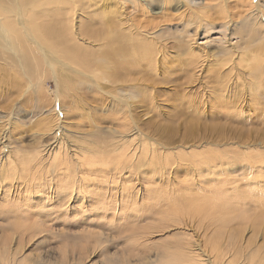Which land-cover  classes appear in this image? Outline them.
Wrapping results in <instances>:
<instances>
[{
    "label": "rangeland",
    "instance_id": "1",
    "mask_svg": "<svg viewBox=\"0 0 264 264\" xmlns=\"http://www.w3.org/2000/svg\"><path fill=\"white\" fill-rule=\"evenodd\" d=\"M120 1L129 3L125 11L116 0H25L21 19L16 0H0L2 264L10 255L19 264H53L70 258L69 249L81 264L121 254L156 264L192 232L168 218L158 223L172 195L193 190L211 203L264 207V93L249 91L244 69L258 46L264 54V36L253 40L251 32L264 30V19L230 28L216 19L193 41L184 0ZM218 9L201 4L199 12L214 19ZM121 18L158 26L134 33ZM117 97L132 102L127 113ZM55 135L66 148L47 152ZM123 152L141 157L133 171Z\"/></svg>",
    "mask_w": 264,
    "mask_h": 264
},
{
    "label": "bare ground",
    "instance_id": "2",
    "mask_svg": "<svg viewBox=\"0 0 264 264\" xmlns=\"http://www.w3.org/2000/svg\"><path fill=\"white\" fill-rule=\"evenodd\" d=\"M117 4L119 5V7L123 8V11H125L128 7H129V3L126 1H120V0H116ZM260 1H264V0H232L233 3V7H230V3L231 0H184V5H185V9L186 12L189 13L190 15H192V17L190 16V18L188 19V26L190 25H194L193 27V31H191L190 38L194 41L199 33V31L201 29H206L207 27L211 26L212 23L214 22V20L216 19H220L223 20L224 22L221 24L222 26H224L225 28H230L232 26V24L236 23V22H242V23H247L249 21H256L257 25H260V22L264 19L263 15H264V4H261ZM25 3V0H16V9H17V14L18 17L22 19V7ZM206 6V4H210L213 5L215 7H217L218 11L220 10L219 14H217L215 16L214 19L205 16L204 14H202L201 12H199V8L200 6ZM219 6V7H218ZM243 7V9H240V7ZM125 13V12H123ZM127 13V12H126ZM128 14V13H127ZM130 17V14L128 15ZM236 18H238L239 20L236 21ZM123 18L120 19L119 23H126L127 24V28L130 32H136V31H141V32H146L148 33L149 31H151V34H154V28L155 26L158 25H154L152 27L143 25L141 26L140 23H133V22H129V20H125L124 22H122ZM132 20V18H131ZM145 26V27H144ZM165 27V26H163ZM74 34L80 36V38L84 37V35L82 34L81 29L78 28H74L72 31ZM252 33H254V35L252 36L253 40H256L258 38H262L264 35H261V32H264V30H252ZM196 41V40H195ZM257 50L259 49V52L256 53L254 55L255 57V61L256 63L250 61L249 59V55L246 57L245 60H249V63L247 65H244V69L247 71V73L251 74V79L249 80L251 83L250 85H248L249 91L250 92H255L257 94L260 93H264V67L261 68V64L264 65V62L259 61L258 60L264 56V54H261L263 48L258 46L256 48ZM258 58V60H257ZM194 59V58H193ZM199 61V60H198ZM194 62V61H193ZM227 62V61H225ZM196 63V62H195ZM199 63V62H198ZM261 63V64H259ZM225 64V63H224ZM232 64V63H231ZM233 65V64H232ZM235 65V64H234ZM230 70V69H229ZM249 78V76H248ZM245 81V80H244ZM246 84V83H245ZM228 89V88H227ZM252 89H254L252 91ZM244 92V91H243ZM247 94V93H246ZM169 97V96H168ZM127 97H117V102L120 104V106L122 107V111H126L125 109H127L128 107H130V103H128ZM231 98V97H230ZM175 99V98H174ZM129 100V99H128ZM130 101V100H129ZM255 101V100H254ZM239 103V102H238ZM193 104V103H191ZM242 104V103H241ZM254 104V103H253ZM250 105V104H249ZM255 107V106H254ZM131 109V108H130ZM240 109V108H239ZM181 110V109H180ZM253 111V110H252ZM119 112V111H117ZM123 112V113H124ZM131 112V111H130ZM127 113V111H126ZM234 113V112H233ZM255 113V112H254ZM125 114V113H124ZM132 114V112H131ZM130 117V115H129ZM132 117V115H131ZM123 120V119H121ZM133 120V124H134V119ZM261 120V119H260ZM262 122V121H261ZM125 124V123H124ZM132 124V123H131ZM114 144V143H113ZM114 146V145H113ZM117 146V150L120 149V147L122 148V144H116ZM116 146H114L116 148ZM55 148L57 149H61V148H66L64 141H62L61 137L59 135H55L53 136V140L52 142H50L48 144V148H47V152L49 151H53ZM114 148V150H115ZM124 150V149H123ZM153 150V149H152ZM85 151V150H84ZM120 151V150H119ZM122 151V150H121ZM120 151V153H121ZM140 151V150H139ZM91 152V150H90ZM152 151H150L151 153ZM154 152V151H153ZM93 153V152H91ZM95 154V153H94ZM118 154V153H117ZM116 153H114L115 157L118 156ZM228 155V154H227ZM264 156V155H263ZM122 160L124 162H126V166L127 164H129L130 166H134L135 162L138 161L141 157H139V155L135 156H130L128 155L126 152L122 153ZM198 157V155H197ZM8 158V156H7ZM109 158V157H108ZM112 158V157H110ZM117 158V157H116ZM152 158V157H151ZM24 160V159H23ZM85 160V157H84ZM83 160V161H84ZM115 160V159H114ZM117 160V159H116ZM115 160V161H116ZM25 161V160H24ZM109 161V159L107 160ZM105 161V162H107ZM259 161V160H258ZM22 162V161H21ZM39 162V161H38ZM40 163V162H39ZM117 163V162H116ZM115 163V164H116ZM139 163V162H138ZM137 163V164H138ZM150 163V162H149ZM232 163V162H231ZM22 164V163H21ZM27 165V163H25ZM102 164V163H101ZM204 164V163H203ZM16 165V164H15ZM110 165V164H108ZM118 165V164H117ZM141 165V163H140ZM139 165V166H140ZM145 165V164H144ZM248 165V164H247ZM78 166V165H77ZM116 166V165H115ZM120 166V165H119ZM119 166H116L119 167ZM262 164L259 165V167L257 168V166L255 168L256 171L258 170L259 172L261 171ZM75 167V166H74ZM142 167V166H141ZM139 167V169L141 168ZM251 167V166H250ZM254 167V166H253ZM252 167V168H253ZM19 168V167H18ZM85 168V167H84ZM98 168V167H97ZM108 168V167H107ZM122 170L124 169L123 167H121ZM129 168V166H128ZM138 169V166L136 167ZM135 168V169H136ZM1 169V168H0ZM20 169V168H19ZM75 169V168H74ZM81 169V168H80ZM94 169V168H93ZM100 169V168H99ZM102 169V168H101ZM109 169V168H108ZM107 169V170H108ZM131 168V171H133ZM136 169V171H137ZM152 169V168H150ZM254 169V168H253ZM23 170V169H22ZM104 170V169H103ZM117 170V169H116ZM120 170V169H119ZM118 170V171H119ZM115 171V170H114ZM19 172V171H18ZM21 172V170H20ZM104 172V171H103ZM122 172V171H120ZM142 172V171H141ZM162 172V171H161ZM16 173V172H15ZM56 173V172H55ZM119 173V172H118ZM130 173V171H129ZM137 172H135L136 174ZM156 173V172H155ZM166 173V172H164ZM221 173V172H220ZM18 174V173H17ZM140 173H137V175ZM78 175V174H77ZM141 175V174H140ZM161 175H163V173H161ZM7 176V175H6ZM68 176V175H67ZM128 176H132L129 175ZM136 176V175H135ZM139 176V175H138ZM152 178L153 176L150 175ZM149 176V177H150ZM52 177V176H51ZM150 177V178H151ZM59 178V177H58ZM82 178V177H81ZM118 178V177H116ZM138 178V177H137ZM141 178V177H140ZM148 178V176H147ZM4 179V178H3ZM2 179V180H3ZM119 179V178H118ZM143 179V178H141ZM26 180V179H25ZM74 180V179H73ZM162 180V179H161ZM241 180V179H240ZM1 181V180H0ZM4 181V180H3ZM67 181V180H66ZM129 181V180H127ZM136 181V180H135ZM236 181V179H235ZM47 182V181H46ZM49 182V181H48ZM69 182V181H68ZM145 182V181H144ZM13 183V182H12ZM1 184V183H0ZM45 184V183H44ZM59 184V183H58ZM69 184V183H68ZM148 184V183H147ZM10 185V184H9ZM19 185V184H18ZM47 185V184H46ZM138 185V184H137ZM142 185V184H141ZM7 186V185H6ZM70 186V184L68 185ZM140 186V185H139ZM264 186V185H263ZM61 187V184H60ZM71 187V186H70ZM145 187V186H144ZM236 187V186H235ZM68 188V187H67ZM142 188V187H141ZM233 188V187H232ZM238 188V187H237ZM4 189V187H3ZM75 189V188H73ZM102 189V188H101ZM100 189V190H101ZM147 190V188H145ZM148 189H151V187ZM70 190V189H69ZM81 190V189H80ZM63 192V190H61ZM67 192H69L66 189ZM83 191V190H82ZM172 191H177V190H172ZM193 191V190H191ZM188 193L186 192L185 194H183L182 196L179 195H172L173 199L167 204L166 207H164L163 209H161L163 212H165L166 214L161 213V217H159L157 220L158 223H162V220H164L165 218H168V221H175L177 224H184V225H188V227L190 228V226H192L189 230L192 231L190 233H187L188 230H184L185 232L183 233L184 238L182 239L181 243L179 244L178 250L177 251H173L172 253H170L169 255L166 256V259L164 261H160L156 264H249L247 263L246 259L247 258V250L246 249V245H244V241L248 242V246L252 245L253 250L250 249L252 252L250 253V264H255V262H253V257L257 256L259 257V259L257 260L256 264H264V256H261V251L260 248L264 247V215H261L264 207H262L261 205L258 204H253L250 202H245L243 204L236 202V204L238 203V205H235L234 203H230V202H209V201H213L211 197H207L209 195L203 194V193H195V191ZM216 191V190H214ZM245 191V190H244ZM256 191V190H253ZM53 192V191H52ZM56 192V191H55ZM54 192V193H55ZM147 192V191H146ZM169 192V191H168ZM205 192V191H204ZM240 192V191H239ZM4 193V192H3ZM72 193V192H71ZM149 193V192H148ZM207 193V192H206ZM234 193V192H233ZM248 193V191H247ZM257 193V192H255ZM59 194V193H57ZM73 194V193H72ZM137 194V192H136ZM135 194V195H136ZM141 194V193H140ZM172 194H175L172 192ZM208 194V193H207ZM212 194V193H210ZM242 194V193H241ZM245 194V193H244ZM60 195V194H59ZM83 195V194H82ZM139 195V194H138ZM144 195V194H143ZM215 195V194H214ZM246 195V194H245ZM254 195V194H253ZM259 195V194H258ZM7 196V194H6ZM231 196V194L229 195ZM248 196V195H247ZM257 196V195H256ZM83 197V196H82ZM141 197V196H140ZM151 197V196H149ZM168 197V196H167ZM249 197V196H248ZM260 197V196H258ZM257 197V198H258ZM110 198V197H109ZM113 197H111L112 199ZM115 198V197H114ZM129 198V196H128ZM136 198V197H135ZM218 198V197H217ZM241 198V197H240ZM252 198V197H251ZM68 199V198H67ZM108 199V198H107ZM122 199V198H121ZM127 199V198H126ZM145 199V198H144ZM143 199V200H144ZM250 199V198H249ZM71 200V199H70ZM69 200V201H70ZM101 200V199H100ZM137 200V199H136ZM175 200H177L175 202ZM220 200V198H219ZM234 200V199H232ZM252 200V199H251ZM116 201V200H115ZM124 201V199H123ZM128 200H126L127 202ZM141 201V200H140ZM146 201V200H145ZM167 201V200H166ZM229 201V200H228ZM231 201V200H230ZM239 201V200H238ZM244 201V199H243ZM254 201V200H253ZM256 201V200H255ZM68 201H66L67 203ZM111 202V201H110ZM133 202H136L133 200ZM139 202V201H138ZM160 202V201H159ZM240 202V201H239ZM106 203V202H105ZM109 203V202H108ZM115 203V202H113ZM258 203V202H257ZM260 203V202H259ZM68 204V203H67ZM66 204V205H67ZM110 204V203H109ZM108 204V205H109ZM139 204V203H138ZM144 204V202H143ZM240 204V205H239ZM263 204V203H262ZM62 205V204H61ZM121 205V204H120ZM136 205V204H134ZM65 206V205H64ZM66 207V206H65ZM115 207V206H114ZM122 209L125 206H121ZM120 207V208H121ZM127 207V206H126ZM142 208L138 209L139 212L144 210L143 205L140 206ZM138 206V208H140ZM154 207L152 208L153 210L155 208V206H151ZM150 207V208H151ZM162 207V206H161ZM159 207V209L161 208ZM68 208V207H67ZM134 208V207H133ZM125 209V208H124ZM158 209V211H159ZM137 210V209H136ZM149 209H147L148 211ZM152 210V211H153ZM146 211V210H145ZM146 211V212H147ZM157 211V212H158ZM126 213V210H125ZM129 214V212H127ZM144 213V211H143ZM151 213V212H150ZM152 214V213H151ZM264 214V212H263ZM155 215V214H154ZM160 215V214H159ZM129 216V215H128ZM132 216V215H131ZM148 216V215H147ZM156 216V215H155ZM165 216V217H162ZM130 217V216H129ZM128 217V218H129ZM163 218V219H162ZM126 220V219H125ZM156 220V219H155ZM167 221V220H165ZM167 221V222H168ZM123 222V221H122ZM138 223V222H136ZM175 223V226L178 225ZM154 224V223H153ZM191 224V225H190ZM156 225V224H155ZM121 226V225H120ZM195 227H198V230L201 229L200 232H198L197 228L194 229ZM187 227V228H188ZM28 228V227H27ZM180 228V227H179ZM178 228V229H179ZM183 228V227H182ZM193 228V229H192ZM130 229V228H129ZM144 229V228H142ZM153 230V229H152ZM252 231H254V233H256V235H253L252 238ZM247 232H251V234L249 233V235H251V239H246V237L248 238V235L246 236ZM102 236V235H101ZM193 236V237H191ZM24 237V236H23ZM127 237V236H126ZM257 237H262V240L259 241V238L257 239ZM10 238V237H9ZM192 238V239H191ZM11 239V238H10ZM24 240V239H23ZM181 240V239H180ZM21 241V240H20ZM178 241V240H177ZM173 242V241H172ZM245 242V243H247ZM98 244V242H96ZM177 243V242H176ZM251 243V244H250ZM9 244V242H8ZM85 245V244H84ZM96 245V244H95ZM173 245V244H172ZM124 246V245H123ZM137 246V244H136ZM135 246V247H136ZM5 247V246H4ZM79 247V246H78ZM84 247V246H83ZM96 247V246H95ZM101 247V246H100ZM131 247V246H130ZM134 247V246H133ZM251 247V248H252ZM82 248V247H81ZM81 248L79 251H81ZM3 249H6L3 248ZM83 249V248H82ZM119 249V248H118ZM64 250V249H63ZM91 250V248H90ZM135 250V249H134ZM138 250V249H137ZM156 250V249H155ZM1 251V248H0ZM5 251V250H3ZM15 252V251H14ZM13 252V253H14ZM17 252V251H16ZM61 252V250H60ZM68 252V250H67ZM76 251H73L72 249H69V253L72 254L70 258H67L66 256L64 257H59V258H53V264H81V257H75ZM142 252V251H141ZM250 252V251H249ZM64 253V252H63ZM80 253H83L82 251ZM112 253V252H111ZM135 253V252H134ZM133 253V254H134ZM261 253V254H260ZM4 254V253H2ZM1 254V255H2ZM56 254V253H55ZM60 254V253H59ZM264 254V253H263ZM60 256V255H59ZM62 256V255H61ZM68 256V254H67ZM77 256V255H76ZM130 256V255H129ZM128 255L125 254H121L118 256L116 261H112L110 259L108 260H103L100 261L98 264H155V258L152 259L151 256H143V257H136L134 259H131ZM12 257L9 261V258ZM113 257V256H112ZM257 257H255L257 259ZM3 258V257H2ZM5 258V256H4ZM9 258L5 259L4 264H19V260L18 257H14L12 255L9 256ZM49 258V257H48ZM52 258V257H51ZM104 258V257H103ZM1 259V258H0ZM25 260V259H24ZM47 260V259H46ZM100 260V259H99ZM3 261V260H1ZM23 261V260H22ZM22 263V262H21ZM0 264H2L0 262ZM42 264V263H41ZM46 264V263H45ZM52 264V263H51Z\"/></svg>",
    "mask_w": 264,
    "mask_h": 264
}]
</instances>
